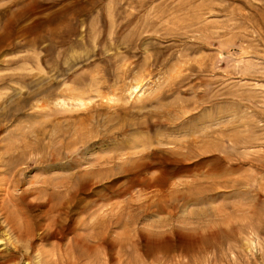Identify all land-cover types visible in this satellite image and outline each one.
<instances>
[{
	"label": "rangeland",
	"instance_id": "374dc122",
	"mask_svg": "<svg viewBox=\"0 0 264 264\" xmlns=\"http://www.w3.org/2000/svg\"><path fill=\"white\" fill-rule=\"evenodd\" d=\"M0 264H264V0H0Z\"/></svg>",
	"mask_w": 264,
	"mask_h": 264
}]
</instances>
